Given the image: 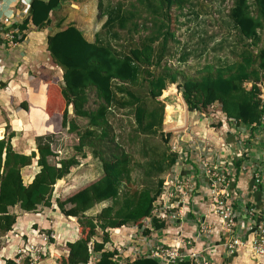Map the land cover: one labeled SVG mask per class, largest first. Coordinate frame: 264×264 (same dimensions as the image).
<instances>
[{
	"label": "trees",
	"instance_id": "trees-1",
	"mask_svg": "<svg viewBox=\"0 0 264 264\" xmlns=\"http://www.w3.org/2000/svg\"><path fill=\"white\" fill-rule=\"evenodd\" d=\"M107 1L100 13V19H105L102 31L94 35L92 42L73 25L58 28L46 38L50 61L62 71L61 84L56 80L49 83L47 115L53 117L58 112L59 128L77 136L75 150H89L101 167L98 180L63 201H55L61 215L76 219L78 225L77 240L65 244L67 254L57 259L58 264H88L95 254V264H115L116 251L106 249L110 244L108 231L128 226L142 228L146 219L150 220L149 229L143 231L146 236L150 230L160 232L166 227L165 221L152 217L164 180L158 177L152 187L132 189V157L117 141L109 121L113 107H118L133 112L136 126L146 134H155L162 127L163 107L160 111L148 110L129 85L136 86L142 80L151 101L159 99L168 84L176 85L188 112L207 117L208 109L216 106L226 121L237 127L258 128L264 118L260 87L264 84V0H231L228 19L238 35L235 60L204 65L193 77L182 76L164 63L168 42L174 39L171 10H183L191 0ZM61 2L32 0L28 15L12 26L21 33L19 42H24L30 26L37 31L47 29ZM97 6L102 8L101 0ZM122 39L124 45H113ZM21 106L27 111V104ZM69 114L85 119L87 127L80 131ZM43 131L41 128L39 133ZM52 136L36 137L35 151L20 154L12 146L15 134L6 126L0 140V238L16 224L17 215L11 209L32 214L39 208H51L55 185L79 165L76 157L50 162L55 157ZM82 158H86L84 154ZM161 160L163 164L167 160L165 168L171 170L177 155H163ZM33 161L36 172L31 182L24 184L22 170ZM239 165L237 159L236 167ZM145 166L149 174L152 170L165 172L151 161ZM107 202L110 204L94 217L87 216L94 207ZM99 232L100 241H94ZM4 264L16 263L8 259ZM133 264L159 263L139 257Z\"/></svg>",
	"mask_w": 264,
	"mask_h": 264
},
{
	"label": "rangeland",
	"instance_id": "rangeland-1",
	"mask_svg": "<svg viewBox=\"0 0 264 264\" xmlns=\"http://www.w3.org/2000/svg\"><path fill=\"white\" fill-rule=\"evenodd\" d=\"M101 1L102 8L100 9L97 6L99 0H67L63 4L64 9L52 15V21L56 25H60V27H57L58 25L55 26L53 24L52 31L70 25H79L83 31L85 30L83 33H85L86 37L93 40L96 33H101V26L105 20L104 18L100 19V13H102L108 1ZM116 2L113 0L114 4ZM231 6V0H191V5L186 6L183 10L173 8L171 10V32L174 39H170L168 42V50L164 59L167 67L173 71H178L182 76L193 77L204 65L214 64L217 61L221 63L234 61L235 49L238 47V35L228 19V12ZM134 40H138V36H135ZM124 43L122 39L113 42V45H124ZM128 87L135 95L142 99L143 105L148 110L155 109L160 111L161 106L163 107V124L155 134L142 132L136 126L133 112L128 109L113 107L111 115L109 116L113 134L116 135L117 141L122 145L124 150L132 157V166L134 169L132 177L135 182L132 185V189L134 190L152 187L156 179L160 178L165 180L169 175L175 177L179 175L180 170L178 171L176 169L175 171L176 164L171 170L165 168L167 160L163 164L161 160L163 155L170 158L171 155L175 154L177 155V163L184 165L185 163L190 164L191 154L187 152L188 160H184L183 157L178 156L177 151H179L181 144L185 143L186 138L184 134L187 132L193 115L191 117L189 116L190 112L187 111L176 85L168 84L166 88L168 93L165 94V92H162L161 97L156 101L147 99V86L142 80L139 81L138 85H129ZM248 87L249 85H247ZM260 87L263 90L264 84ZM261 99L264 102L263 94ZM167 106L178 109L176 116L184 122L182 127H176L175 123H173L177 119L175 118L176 116L172 117L173 119L171 121L170 117L174 110L172 109L173 111L168 115L166 111ZM207 113L210 114L207 116L210 121L202 122L204 123L202 128L206 134L202 135L200 131V135L206 137L205 140L210 143L209 147L213 149L211 150L212 153L219 147L217 142L219 143V140L225 141V137L229 133L232 134L231 136H233L234 140L241 141V149L243 152H245V148L246 150L253 149L249 141L251 138H247V134L243 140H240V135L237 134V129L234 128L235 125L233 122H231V125L234 127L230 126L221 129V122L216 120L214 116H211L217 115L218 111L216 106L209 108ZM69 119L76 121L80 131H83L87 127V121L85 119L74 118L72 114H69ZM194 121L196 122V120ZM225 122H227L226 119ZM207 125L217 130L214 129L211 131L212 135H209ZM57 129L60 132L56 136H52L51 142V148L55 157L51 158L50 162L55 163L60 159L76 157L79 165L72 168L69 175L55 185L52 196L53 205L51 208H39L36 213L28 215L22 214L18 208L10 210L11 213L18 215L19 223L15 230L0 238V264H4L3 261L7 259L14 261L20 260L19 264H58L57 259L67 254L65 244L70 241H75L78 238L77 220L61 215L55 206V201L57 199L63 201L98 180L101 176V167L99 161L91 156L89 150H84L82 153H78L75 150L78 144L76 134H69L66 130H61L58 123H56ZM238 129L239 131L241 130L240 128ZM199 130H201L200 127ZM191 138L192 141H195L194 145L202 146V144H208L202 141V138L196 134ZM254 148H260V146L257 144ZM261 149L258 150L262 151ZM257 153L258 151L256 155ZM83 154L86 158H82ZM193 155L197 158L195 153ZM147 161L161 165L165 168V172L158 174L157 170H152V173L149 174V168L145 166ZM247 164L254 168L258 166L250 162ZM26 169H29L31 173H35V161ZM23 181H26L24 176ZM194 187L191 190L190 188H186L187 196L184 198V204L179 206L177 211L183 208L182 211L188 212L189 197L195 191ZM205 199L209 204L210 201L208 198L206 197ZM178 200H181V197L176 194L174 198L170 199V202L176 205V201ZM109 204L107 202L97 205L87 213V216L94 217L102 208ZM147 225L148 223L146 224L145 222L143 227ZM100 239L101 234L99 232L94 241H100ZM52 242L54 243L50 245Z\"/></svg>",
	"mask_w": 264,
	"mask_h": 264
},
{
	"label": "crops",
	"instance_id": "crops-1",
	"mask_svg": "<svg viewBox=\"0 0 264 264\" xmlns=\"http://www.w3.org/2000/svg\"><path fill=\"white\" fill-rule=\"evenodd\" d=\"M31 1L32 0L5 1L7 5L9 2L13 3V12L16 13L15 16H12L14 21L17 23L22 22L28 15V8ZM66 1L67 0H62L59 10L64 9L63 4H65ZM9 9L6 10L3 5L1 13L4 12L5 15H9L11 13ZM54 14H56V12ZM53 24L55 23L52 22L47 29L41 31H37L30 26L28 32H26L24 42L12 49H8L5 46L0 29V140L5 136L6 126L10 127V130L15 134V138L12 140V144H14L13 149L20 154L27 155L29 152L35 151L34 140L36 137L45 135L56 136V134L60 132L58 129L56 130L55 126L56 122L59 120L58 112L53 117L47 115L49 111L47 97L50 88L49 83L53 80L58 81L59 84L62 82L61 69L53 65L46 51L47 36L57 31H52ZM73 26L82 33L85 32V30H82L81 26ZM83 35L88 42L94 40V38L93 40L87 38L85 33H83ZM22 103L27 104V111L22 108ZM192 115L193 119L188 125L187 132L184 134L186 138L184 141L185 143L180 146L186 151H188L186 142H188L194 134L200 137H203L200 135V131L202 135L206 134L202 128L204 126L202 122L210 121L208 117L189 114L190 117ZM211 116H214L216 120L221 122V129L233 126L231 122H225V117L220 112H218L217 115ZM194 120H196V122ZM199 127L201 130H199ZM41 128H43L44 131L39 133ZM234 128L237 129L236 132L240 135V140H243L246 134L247 138H251L249 141L253 149L246 150L245 148V152H243L242 149L236 151L239 147V143L241 144L240 148H242L241 141L234 140L230 133L225 137V141L229 142L234 155L237 156L240 162L239 167H236L237 175L234 183V190L236 193L233 200V208L237 214L241 215L245 209L249 208H253L261 213L263 212V204L260 195L252 190V181L249 176V171H244L242 165H249L247 163L250 162L258 165V171L264 170V125L258 128L237 127L235 125ZM238 128L241 130L239 131ZM214 129L216 128L207 125V132H209V135ZM257 144L260 148H254ZM190 147L191 145H189V148ZM257 151L259 154L257 153L256 155ZM176 169H178V171L180 170L179 175L177 174L178 178L185 177V179L191 180L195 186V191H193L192 196L189 197L188 212L181 222H172L160 232H154L155 234L150 233L152 237L148 239H151L154 245L160 243L170 244V242L174 240L187 242L189 245L186 246V250L190 249L192 252L200 253V264H262L261 261L254 259L248 250H240L231 257H228L224 253L223 243L226 242V238L222 237L220 221L211 212L210 205L205 201L207 197L205 190L206 183L200 177L194 155H191L190 164L185 163L184 165L176 163L175 171ZM34 174L35 173H31L29 169H23L22 177L24 176L26 179L24 184H29ZM18 223L19 217L17 215V221L12 230L17 228ZM202 223L208 228V232L205 234H200V224ZM130 227L131 226L126 227L127 232H129ZM236 233L238 236L242 237L243 240L246 239V233L244 235V233L239 230H237ZM182 264L193 263L184 261Z\"/></svg>",
	"mask_w": 264,
	"mask_h": 264
},
{
	"label": "built area",
	"instance_id": "built-area-1",
	"mask_svg": "<svg viewBox=\"0 0 264 264\" xmlns=\"http://www.w3.org/2000/svg\"><path fill=\"white\" fill-rule=\"evenodd\" d=\"M5 1L0 0V29L5 46L8 49H12L20 44L19 39L21 38V33L12 28L17 23L12 17L16 15L13 12V3L9 2L7 5ZM3 5L6 10L10 8L11 13L9 15H5L4 12L1 13ZM261 123L264 125V118H262ZM200 138L208 144H202V146L194 145L195 141H192L190 138L186 142L188 151L179 147L177 154L179 157H183L184 160L188 159L187 152L191 155L195 153L197 156V158L194 157L200 172V177L206 183V196L210 201L211 212L220 221L222 237L226 238V242L223 243L224 253L229 257L238 253L240 250H248L254 259L264 264V170L258 171V167L256 169L251 167V165H242L244 171H249L252 190L260 195L263 212L259 213L255 209L249 208L245 209L242 215L237 214L233 208V200L236 193L234 183L237 175V156L234 155L229 142L219 140L220 142H217L219 145L218 149L212 153L211 150L213 149L209 147L210 143L205 140L206 137L203 136ZM189 145H191L190 148ZM240 147L241 144L239 143L236 151L241 150ZM193 186V182L189 179L169 175L163 182L162 194L154 203L152 217L165 221L166 226H169L172 222H181L185 218L187 211H182L183 208L177 211V208L184 204V198L187 196L186 188H190L191 190ZM176 194L181 197V200L176 201L177 204L174 205V203L170 202V199L174 198ZM147 223L148 225L142 228L131 227L129 232L126 231V227L108 231L110 232V244L106 246V249L116 251V255L113 258L115 264H133L139 257L154 259L159 264H182L184 261L200 264V253L192 252L190 249L186 250V246L189 245L187 242L174 240L170 244L160 243L154 245L151 239H148L152 235L146 236L143 233L144 229H149L150 227L149 219H146ZM237 230L242 231L244 235L246 233L245 240L237 235ZM150 231L154 233V231ZM207 232L208 228L206 225L203 223L200 224V234ZM53 243H50V245ZM97 257L96 254L91 256L88 264H95ZM19 261L14 262L19 264Z\"/></svg>",
	"mask_w": 264,
	"mask_h": 264
},
{
	"label": "water",
	"instance_id": "water-1",
	"mask_svg": "<svg viewBox=\"0 0 264 264\" xmlns=\"http://www.w3.org/2000/svg\"><path fill=\"white\" fill-rule=\"evenodd\" d=\"M261 93L263 94V99H264V89L263 90L261 89ZM171 109L174 110V112L172 113V115L170 117L171 121H172V119H173L172 117H175L177 115L178 109H176L175 107H171ZM175 118H177V116ZM173 123H175L176 127H182L184 124V122L179 117L177 119H175V121Z\"/></svg>",
	"mask_w": 264,
	"mask_h": 264
},
{
	"label": "bare ground",
	"instance_id": "bare-ground-1",
	"mask_svg": "<svg viewBox=\"0 0 264 264\" xmlns=\"http://www.w3.org/2000/svg\"><path fill=\"white\" fill-rule=\"evenodd\" d=\"M165 92V94H167L168 93V91L166 90V91H164ZM163 92V93H164ZM166 111H167V114L168 115H170L171 114V112H172V109H171V107H169V106H167V109H166Z\"/></svg>",
	"mask_w": 264,
	"mask_h": 264
}]
</instances>
